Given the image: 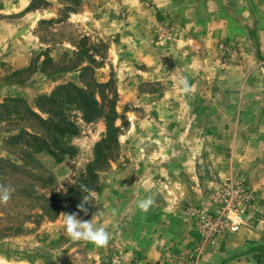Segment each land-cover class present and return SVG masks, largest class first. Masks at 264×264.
Instances as JSON below:
<instances>
[{
	"label": "rangeland",
	"instance_id": "374dc122",
	"mask_svg": "<svg viewBox=\"0 0 264 264\" xmlns=\"http://www.w3.org/2000/svg\"><path fill=\"white\" fill-rule=\"evenodd\" d=\"M262 11L264 0H0V83L28 75L9 69L31 45L80 34L83 57L93 49V65L110 63L102 86L91 70L84 78L100 111L90 120L72 103L64 119L54 106L44 125L24 102H0V184L15 188L0 204V264H19L26 251L40 264H264V72L250 74L264 61ZM63 121L77 132L56 138L59 159L34 152L28 134L12 136L22 128L52 143L43 126ZM237 188L252 195L238 229L203 244V218H227ZM85 195L87 215L77 207ZM149 196L145 213L136 205ZM71 213L106 228L108 244L72 240Z\"/></svg>",
	"mask_w": 264,
	"mask_h": 264
},
{
	"label": "crops",
	"instance_id": "0c3cea01",
	"mask_svg": "<svg viewBox=\"0 0 264 264\" xmlns=\"http://www.w3.org/2000/svg\"><path fill=\"white\" fill-rule=\"evenodd\" d=\"M262 12L264 13V11ZM261 20H264V17ZM68 21L73 20L69 18ZM82 24L86 26L89 24L94 27V24L90 21H85ZM86 33L92 45H95L99 42L95 27L91 32ZM84 36V34H80L79 38H77L76 41L63 39L55 44H33L30 46V48L28 47V50H26V52L21 53L18 56L19 60L16 62V64L14 66H10L9 69V72H20L29 69L28 75L13 82L10 81L6 83H0V88L2 89V91L0 92V102L8 97H19L34 109L36 108V98L40 95H49L57 86L68 83L84 86V78L86 79V74L90 70L94 72L96 77L99 75H105V73L107 74V68H110V63L104 62L93 65V62H96V60L99 59V56L93 49L85 57L82 56L83 46L81 40ZM256 39L258 44V50L256 51H259L260 54L264 57V26L261 27L259 25V27L257 28ZM34 55L37 56L35 62H33L32 60L34 59ZM49 64L53 67L58 66V68L49 70L46 67V65ZM147 70H150V67H148ZM261 72H264V61L260 64L256 63L253 71L250 74L259 77L258 75L261 74ZM96 79L99 83H102L107 80V77H97ZM159 79L162 78L159 77ZM256 127L263 130L264 122L258 124ZM9 136L2 135L1 139H3L2 137L7 139ZM24 239H27V242H24ZM32 240L33 237L21 238L16 240V242L14 243L17 246H21L25 243L27 244L28 242L29 244L33 243ZM32 252L26 251L25 253H22L20 257L17 256L20 260L19 264H40L41 259L35 255V251ZM55 252L56 251L54 250V253ZM17 254L19 255L20 253ZM149 254H147V260H153L152 255L154 253L152 254L150 252ZM1 260L6 261V258H0V261Z\"/></svg>",
	"mask_w": 264,
	"mask_h": 264
},
{
	"label": "trees",
	"instance_id": "16d2710c",
	"mask_svg": "<svg viewBox=\"0 0 264 264\" xmlns=\"http://www.w3.org/2000/svg\"><path fill=\"white\" fill-rule=\"evenodd\" d=\"M94 84L101 85V83L97 82H94ZM56 93L63 94L62 98H60L58 101H56V99L54 98V95ZM7 100H16L24 102L26 113L32 118L37 119L40 123H43L44 125H49L53 122L52 119L49 118L48 114L49 112L51 113V111L54 109V106H57L58 108L56 113L58 114L60 119L61 117L62 119H64V116H62L64 114V106L72 103L77 105L80 109H82V111H84V120H90V118L92 117L88 116L100 112L97 106L98 104L96 98H94L92 95H89L87 91L83 88V86H79L73 83L57 86L49 95L38 96L35 101V106L37 110H34L30 105H28V103H26L22 98L19 97H8V99L6 98V101ZM2 104H0V106H2ZM43 114H47V117H43ZM67 123L63 121L61 122V124L55 122V125H52V127L43 126L44 132H47L49 134L51 133L52 136H55V141H53L52 143H47L45 138L47 136L44 137L41 132H28L26 131V129L22 128L19 129V133L17 135L14 134L12 136L13 138L18 139V137L22 133L28 134L29 136H31V138H33V141H31L28 146H32L34 148V152L46 151L53 157L59 159L55 151L61 149L62 145L58 144L59 142L56 140V138L58 136L70 137L71 135L77 132V127L75 124L70 122ZM2 160L4 159L0 158V161ZM7 161L8 164L13 168H19L18 164H15L10 160Z\"/></svg>",
	"mask_w": 264,
	"mask_h": 264
},
{
	"label": "clouds",
	"instance_id": "9594fccd",
	"mask_svg": "<svg viewBox=\"0 0 264 264\" xmlns=\"http://www.w3.org/2000/svg\"><path fill=\"white\" fill-rule=\"evenodd\" d=\"M184 92H188L191 89V85L187 77L182 78L179 81ZM81 189L87 193L88 189L85 185L80 186ZM15 188L12 185L0 184V204L7 203L13 193ZM89 201L87 195L82 198V202L77 205L78 209L81 212H84L85 215L88 213V209L85 207V204ZM154 205V200L152 197H145L137 202V207L142 212H148L150 208ZM64 225L67 234L71 237L72 240L78 241L81 239L88 240L92 242L97 247H103L109 242V234L106 228L96 227L91 220H83L78 218L77 213L65 214L64 215Z\"/></svg>",
	"mask_w": 264,
	"mask_h": 264
},
{
	"label": "built area",
	"instance_id": "2783aa9c",
	"mask_svg": "<svg viewBox=\"0 0 264 264\" xmlns=\"http://www.w3.org/2000/svg\"><path fill=\"white\" fill-rule=\"evenodd\" d=\"M239 195V204L235 206L234 209L230 210L227 214V218L219 219L217 221H212V219L203 218L200 227V237L202 243L212 242L218 233L224 232L226 230H237L239 224L241 223L242 216L245 214L251 200L252 195L247 190L243 188H237L232 193ZM231 214V216H230Z\"/></svg>",
	"mask_w": 264,
	"mask_h": 264
}]
</instances>
